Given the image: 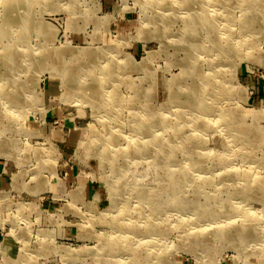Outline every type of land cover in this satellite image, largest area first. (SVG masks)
Listing matches in <instances>:
<instances>
[{
    "label": "rangeland",
    "instance_id": "374dc122",
    "mask_svg": "<svg viewBox=\"0 0 264 264\" xmlns=\"http://www.w3.org/2000/svg\"><path fill=\"white\" fill-rule=\"evenodd\" d=\"M161 1L0 0V264H264V0Z\"/></svg>",
    "mask_w": 264,
    "mask_h": 264
},
{
    "label": "bare ground",
    "instance_id": "6f19581e",
    "mask_svg": "<svg viewBox=\"0 0 264 264\" xmlns=\"http://www.w3.org/2000/svg\"><path fill=\"white\" fill-rule=\"evenodd\" d=\"M174 1V3H176L177 2V4H179V9H182L184 6H183V4H189V3H194V4H197V3H203L204 2V0H186L185 2L183 1V0H181V1H179V0H173ZM251 1V0H250ZM162 3H160V6H159V9H161L162 10V6L163 5H169V2H171V1H167V0H162L161 1ZM248 2V1H247ZM171 4V3H170ZM29 5V3L27 4V6ZM197 8H199V6L197 7ZM27 11H28V8H27ZM200 12H202V11H199L198 13H200ZM189 13H191V12H189ZM163 14H165V13H163L162 12V15ZM207 13H204V14H197V15H195V14H193V15H186V17H188V18H192V19H201V21L204 23V25L207 27V28H209L210 30H211V28L213 27V26H215V25H219V22H218V24L217 23H215L214 21L216 20V21H218L219 19H220V17H217L215 14H207ZM26 15V14H25ZM198 15H200V16H198ZM178 16H179V14H178ZM162 18H164V19H169V18H165L164 16L162 17ZM29 19V17L28 16H18V17H14V18H9V23H11V26L13 25V24H16V25H18V24H26V26H30L31 25V23L29 22L28 23V20ZM196 23H194L193 22V26L195 25ZM19 26V25H18ZM216 27V26H215ZM190 29H192V28H190ZM210 33H211V31H210ZM209 33V34H210ZM224 32H221V31H219V29H215V30H213L212 31V35L216 38L215 39V41L217 42V41H219V39H221V40H223L224 38H225V34H223ZM2 34L4 35V36H8V34H7V31L6 32H2ZM208 34V35H209ZM227 34V33H226ZM211 35V34H210ZM228 35V34H227ZM193 36H195V37H197V35H193ZM195 37H193V41H195ZM220 37V38H219ZM197 40V39H196ZM14 42V41H13ZM191 45H192V50L193 51H195V52H198V51H200L199 49H197V45H195L194 44V42L193 43H191ZM203 46V45H202ZM184 49V48H183ZM43 52H45V51H42V53ZM198 53H200V52H198ZM197 53V54H198ZM197 54H196V56H197ZM42 55H45V56H53L54 54H48L47 52L45 53V54H42ZM132 64V63H131ZM134 66V65H133ZM132 67V66H131ZM58 70V69H57ZM113 71V70H112ZM115 71V70H114ZM113 71V72H114ZM196 72V71H195ZM111 73V72H110ZM110 76V75H109ZM211 76L212 77H215L214 76V74H211ZM114 78V77H113ZM203 81L205 82L206 80H205V78H203ZM210 81H211V79H210ZM207 82V81H206ZM212 82V81H211ZM82 84V83H81ZM78 85H79V83H78ZM2 87V85H1V83H0V88ZM95 87H96V89H95ZM76 88V87H75ZM78 88V87H77ZM76 88V89H77ZM94 88V90H95V93H96V95H100V92H101V86H98V85H96V86H94L93 87ZM194 90V89H193ZM100 91V92H99ZM103 93V94H102ZM101 93V96H105L104 95V91ZM107 93V92H106ZM241 102V101H240ZM104 105V104H103ZM115 106H116V104H115ZM117 110L114 112L115 113V115H117ZM224 116H225V119H226V116H228L230 119L229 120H235V117H237V115H236V113H235V110H228V111H226L225 113H224V115L222 114V116L221 117H219V120L218 121H221V123L223 124V119H224ZM213 119V118H212ZM226 122H227V120H225ZM143 130V129H142ZM144 130H146V129H144ZM119 136V135H118ZM135 139L136 138H133V137H130L129 138V140L127 141V143H126V146L125 147H123V148H120V149H113V151H112V153H111V155H110V160H109V162L111 163V165H113V164H116V162H117V159L118 158H120V157H122V156H128L127 155V153H126V150H127V148H129L130 146H132V147H135V148H140L141 146H145L144 144H147V141L146 140H141V141H138V139H136L137 140V142H135ZM107 141L105 142V147H106V149H107V147H109L111 144L110 143H112V142H114L115 141V137H114V135L112 136V135H110L109 137H108V139H106ZM148 141H150V140H148ZM113 144V143H112ZM137 144V145H136ZM105 152V150H102V152ZM104 155H106V154H100L99 156H104ZM246 165V164H245ZM113 168V167H112ZM255 170V169H254ZM136 182V181H135ZM118 193V191L116 190V193L115 194H117ZM134 213H135V211H134ZM135 215V214H134ZM140 215V214H139ZM118 219H120L121 220V218L120 217H118ZM121 225H122V222H117L116 224H115V229H117V228H120L121 227ZM128 231H129V229H130V231H131V229L133 228V224H128L126 227H125ZM117 233H115V232H113L112 231V234L110 235V237H109V239L111 238V240H113V241H115L116 239H117ZM99 249H102L101 247L99 248ZM98 249V250H99ZM116 250L115 251H120V250H122L123 249V247H120V248H115ZM73 253V251H68V254H72ZM256 264H262V263H256Z\"/></svg>",
    "mask_w": 264,
    "mask_h": 264
}]
</instances>
